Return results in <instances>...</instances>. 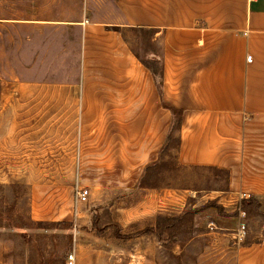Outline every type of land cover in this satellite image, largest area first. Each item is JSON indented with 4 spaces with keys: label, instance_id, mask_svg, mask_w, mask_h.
I'll use <instances>...</instances> for the list:
<instances>
[{
    "label": "rangeland",
    "instance_id": "obj_1",
    "mask_svg": "<svg viewBox=\"0 0 264 264\" xmlns=\"http://www.w3.org/2000/svg\"><path fill=\"white\" fill-rule=\"evenodd\" d=\"M123 18L118 0H0V264H65L70 253L75 264H222L240 224L245 242L264 237V214L241 206L250 199L226 197V172L179 164L176 131L138 187L76 202L89 190L72 145L84 28L113 24L160 69L150 34Z\"/></svg>",
    "mask_w": 264,
    "mask_h": 264
},
{
    "label": "crops",
    "instance_id": "obj_2",
    "mask_svg": "<svg viewBox=\"0 0 264 264\" xmlns=\"http://www.w3.org/2000/svg\"><path fill=\"white\" fill-rule=\"evenodd\" d=\"M118 7L121 25L150 34L159 75L113 24L84 28L72 141L79 185L90 200L138 187L159 160L172 107L181 111L179 164L226 172V197L245 193L264 214V0H118ZM248 237L224 248L222 264H264V237Z\"/></svg>",
    "mask_w": 264,
    "mask_h": 264
},
{
    "label": "built area",
    "instance_id": "obj_3",
    "mask_svg": "<svg viewBox=\"0 0 264 264\" xmlns=\"http://www.w3.org/2000/svg\"><path fill=\"white\" fill-rule=\"evenodd\" d=\"M247 61H250V57H247ZM87 198H88V191L87 190H81V191L76 193L75 200L79 204H84L87 202ZM239 198H240V200H245L248 198V196L245 193H241ZM241 214H244V213H241ZM245 235H246L245 225L240 224L238 231H237V234H235V237L233 238V240H235V242H240L245 238ZM65 264H75V255L73 253H70L67 256Z\"/></svg>",
    "mask_w": 264,
    "mask_h": 264
},
{
    "label": "trees",
    "instance_id": "obj_4",
    "mask_svg": "<svg viewBox=\"0 0 264 264\" xmlns=\"http://www.w3.org/2000/svg\"><path fill=\"white\" fill-rule=\"evenodd\" d=\"M144 64L147 67L149 66L146 63H144ZM151 71H152V73L154 75H157V72H155L154 70H151ZM170 111H171V113H172L173 116H176L177 117V119L175 120V123H172V125L170 127V133H172L173 131H177L179 129V126H180V123H181V111H178V110H176V109H174L172 107L170 108ZM168 137L171 138V134ZM246 203H248V204L249 203H253L255 205V208L256 209H258V207H259L258 204L253 199H250L248 202H244V201L241 202L242 208H246L247 207V204ZM116 235H119V234H116ZM118 237H120V236H118Z\"/></svg>",
    "mask_w": 264,
    "mask_h": 264
}]
</instances>
